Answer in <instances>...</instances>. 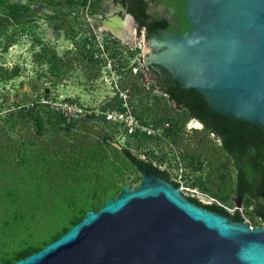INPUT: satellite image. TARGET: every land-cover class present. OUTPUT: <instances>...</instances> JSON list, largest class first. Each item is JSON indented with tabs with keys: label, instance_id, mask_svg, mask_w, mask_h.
<instances>
[{
	"label": "rangeland",
	"instance_id": "374dc122",
	"mask_svg": "<svg viewBox=\"0 0 264 264\" xmlns=\"http://www.w3.org/2000/svg\"><path fill=\"white\" fill-rule=\"evenodd\" d=\"M88 1L92 6L81 0H0V189L31 193L12 203L0 199V257L17 247L44 245L122 185L136 186L140 173L122 148L166 169L185 196L220 205L229 214L238 209L250 226L261 225L251 198L240 197L238 207L230 199L236 197L235 171L219 138L198 123L191 126L197 121L170 106L148 77L142 33H135L130 21L133 40L124 44L94 24L105 17L120 20L125 15L120 4ZM152 95L160 96L177 121L153 122L155 111H145ZM44 100L70 101L99 114L109 106L139 125L128 132L126 124L94 122L92 114L65 122ZM39 103L47 109L36 130L28 116ZM14 206L17 217L26 219L10 223L5 209Z\"/></svg>",
	"mask_w": 264,
	"mask_h": 264
},
{
	"label": "water",
	"instance_id": "95a60500",
	"mask_svg": "<svg viewBox=\"0 0 264 264\" xmlns=\"http://www.w3.org/2000/svg\"><path fill=\"white\" fill-rule=\"evenodd\" d=\"M124 13L94 24L124 44L142 25L150 78L189 116L222 140L237 171L238 207L246 192L261 225L196 202L164 171L123 154L139 183L88 208L58 237L7 264H264V0H131ZM241 161L252 171L244 181Z\"/></svg>",
	"mask_w": 264,
	"mask_h": 264
},
{
	"label": "trees",
	"instance_id": "16d2710c",
	"mask_svg": "<svg viewBox=\"0 0 264 264\" xmlns=\"http://www.w3.org/2000/svg\"><path fill=\"white\" fill-rule=\"evenodd\" d=\"M96 1H99V0H96ZM116 1H120L121 3H122V5L124 6V9H125V12H127V13H129L134 19H137L138 17H139V12H137L135 9H134V5H133V3H132V1L131 0H116ZM81 4L82 5H86L87 7H90V6H92V2H87V0H81ZM136 27H137V33H139L140 32V30L142 29V25L139 23V22H136ZM46 62H48V61H46ZM146 68V67H145ZM147 70V69H146ZM140 74V73H139ZM141 76V75H140ZM153 97V101H152V104H151V107H146V109H145V111L148 113V114H150L151 113V111H155V113H153V115H152V120H153V122L154 123H156V124H159V125H161L163 122H165V121H167L168 123H174L175 121H177V119L176 120H173L174 119V114L169 110V109H167L166 108V106L164 105V104H162L161 105V103L159 102V99H160V96H157V95H153L152 96ZM165 98H166V100L168 101V97L167 96H165ZM45 103H39L38 105H37V107H38V109H35V110H33L32 109V107H30L29 109H30V112H29V118H30V120H32V122H33V124H34V126L36 127V130H40V128L42 127V125H43V119H44V117H43V114H42V111H46V109L47 108H45ZM165 108L167 109V111L165 110ZM181 110H183L184 111V113H185V115H187V116H189V114H188V112H187V110L184 108V107H179ZM145 112V113H146ZM10 114V113H9ZM10 116H12L11 114H10ZM94 119H93V121L94 122H97V121H102V123L103 122H106V123H108L107 121H105L104 119H103V117L101 116V115H98V116H96V115H93L92 116ZM183 118V116L181 115L180 117H179V119L181 120ZM113 129V132H116V128L114 127V128H112ZM203 129H205V130H207V131H209V132H211L207 127H203ZM212 133V132H211ZM214 135H216L215 133H213ZM109 136V135H108ZM149 135L148 134H145L144 135V137L142 136L141 138H140V140H144V139H147V137H148ZM217 136V135H216ZM218 137V136H217ZM219 138V137H218ZM219 141H220V143H219V146H220V148H221V150L230 158V161H231V163H232V165L234 166V171H235V180H234V192H235V194H236V181H237V171H236V168H235V163H234V161H233V159H232V157H231V155H230V153L228 152V151H226L223 147H222V140L219 138ZM139 142H141V141H137L136 142V145L139 143ZM121 150H125L127 153H128V155L131 157V158H133L134 160H136V161H140L137 157H135L130 151H129V149L128 148H122ZM123 153V152H122ZM124 155V154H123ZM124 157L125 158H127L125 155H124ZM128 159V158H127ZM129 160V159H128ZM130 161V160H129ZM131 162V161H130ZM132 163V162H131ZM133 164V163H132ZM146 164H148V165H150V166H152L154 169H156L157 171H164V172H166L167 173V177H168V179H169V173H168V171L166 170V169H159V167L157 168V166L156 165H153L150 161H146ZM240 168H241V172L243 173V176H244V181H249V179L251 178V176H252V171L249 169V167H248V165H247V163L245 162V161H241V166H240ZM246 170H248L249 171V175L247 176L246 175ZM170 180V179H169ZM171 181V183L175 186V187H177L178 186V183L176 182V181H172V180H170ZM3 190V191H2ZM19 192V193H18ZM24 194H28V197H30V195H31V193L30 192H26V191H19V190H17L16 188H14V187H10V188H7V187H5V189L3 188V189H0V199L2 200H4V199H7L8 200V203H12V202H15V200L18 198H20V199H23L22 198V196H25ZM27 196V195H26ZM244 196H246V197H249V198H251L249 195H247V193L246 192H243L242 194H241V196L240 197H244ZM186 197H189L190 199H192V200H194V201H196V202H199V203H202V202H200L199 200H197L194 196H189V195H186ZM19 199V200H20ZM102 204V203H101ZM203 204H207V205H213V206H216V207H218L219 209H221L223 212H225L226 214H228L229 215V213H227L220 205H217V204H215V203H203ZM254 204V203H253ZM6 211L8 210L9 212H11V219H10V223H12L13 221H15V220H17V219H21V218H24L25 216H22V214H20L19 213V215H20V217H17V211L19 210V209H17V207L16 206H14V207H12L10 210L9 209H5ZM235 212V211H234ZM233 212V213H234ZM232 213V214H233ZM253 213V212H252ZM12 214H13V216H12ZM254 214V213H253ZM254 215H256V214H254ZM238 216H239V218H240V220H242V217L239 215V213H238ZM256 216H258V215H256ZM259 218H260V216H258ZM81 218V217H80ZM80 218H78L77 220H75V221H78ZM25 219H26V217H25ZM75 221H73L72 222V224L75 222ZM9 222H5L4 224H5V228L7 229L8 228V225L10 224ZM1 230H3L2 229V226H0V232H1ZM66 230V229H65ZM64 230V231H65ZM63 231V232H64ZM62 232V233H63ZM60 235V234H59ZM58 235V236H59ZM57 236V237H58ZM56 238V237H55ZM55 238H53V239H55ZM52 239V240H53ZM51 241V240H50ZM49 241V242H50ZM46 243H48V242H46ZM45 243V244H46ZM43 246V245H42ZM42 246H37L36 247V245H30V246H28V247H17V249H14V250H12V251H10V253H8L7 255H5V256H3V257H0V264H7V263H9V262H11V261H14V260H16V259H18V258H21V257H24V256H26V255H28L29 253H31V252H33V251H36L37 249H39L40 247H42Z\"/></svg>",
	"mask_w": 264,
	"mask_h": 264
},
{
	"label": "built area",
	"instance_id": "2783aa9c",
	"mask_svg": "<svg viewBox=\"0 0 264 264\" xmlns=\"http://www.w3.org/2000/svg\"><path fill=\"white\" fill-rule=\"evenodd\" d=\"M119 95L123 97V92H121V94ZM44 102L48 103L49 107L57 111V113L61 116L62 120L65 122H73L78 119H83L86 115L89 114H99L97 113L98 111L88 109L85 106H80L78 104L66 100L55 103L48 100H44ZM100 114L103 116V119L107 122H121L123 124H126L128 132L133 130V127L139 125L137 121L133 117H131V115L127 116L125 114L124 117H122V114H120V112L117 113V111L111 109L109 106H106L103 111L100 112ZM173 181H175V179H173ZM177 187L179 188V190H181L182 188L180 185H178Z\"/></svg>",
	"mask_w": 264,
	"mask_h": 264
},
{
	"label": "flooded vegetation",
	"instance_id": "af4514ba",
	"mask_svg": "<svg viewBox=\"0 0 264 264\" xmlns=\"http://www.w3.org/2000/svg\"><path fill=\"white\" fill-rule=\"evenodd\" d=\"M119 4H120V6H121V9L123 10V12L125 13V9H124V6L122 5V3L120 2V1H117ZM127 13V12H126ZM134 19V18H133ZM133 24H134V29H135V33H136V31H137V27H136V22H133ZM140 33H142V29L140 30ZM146 73H147V75H148V77L150 78V76H149V74H148V72L146 71ZM151 79V78H150ZM152 80V79H151ZM153 81V80H152ZM154 83V82H153ZM155 88L156 89H158L157 87H156V85H155ZM153 90V89H152ZM164 94V93H163ZM165 95V94H164ZM153 96V95H152ZM166 96V95H165ZM98 115H101V114H96V116H98ZM102 116V115H101ZM103 117V116H102ZM196 120V119H195ZM197 121V120H196ZM197 123H198V121H197ZM199 124V123H198ZM201 127L203 128V126L201 125ZM139 159V158H138ZM140 161L139 162H141V163H144V164H146V161H143L142 159H139ZM154 165V164H153ZM135 167V166H134ZM136 168V167H135ZM158 168V167H157ZM137 169V168H136ZM159 169H164V168H160L159 167ZM137 171L140 173V171L137 169ZM140 176H141V173H140ZM141 179V178H140ZM169 179H170V177H169ZM171 180V179H170ZM97 210V209H96ZM228 215V214H227ZM229 215H232V213L231 214H229ZM250 226V225H249ZM251 227V226H250Z\"/></svg>",
	"mask_w": 264,
	"mask_h": 264
},
{
	"label": "bare ground",
	"instance_id": "6f19581e",
	"mask_svg": "<svg viewBox=\"0 0 264 264\" xmlns=\"http://www.w3.org/2000/svg\"><path fill=\"white\" fill-rule=\"evenodd\" d=\"M114 19H116V18H114ZM117 20H118V19H117ZM131 40H133L132 37H131V39H130V43H131ZM190 125L192 126V125H198V124H197V122L193 121V122L190 123Z\"/></svg>",
	"mask_w": 264,
	"mask_h": 264
},
{
	"label": "crops",
	"instance_id": "0c3cea01",
	"mask_svg": "<svg viewBox=\"0 0 264 264\" xmlns=\"http://www.w3.org/2000/svg\"><path fill=\"white\" fill-rule=\"evenodd\" d=\"M117 19V18H116Z\"/></svg>",
	"mask_w": 264,
	"mask_h": 264
}]
</instances>
